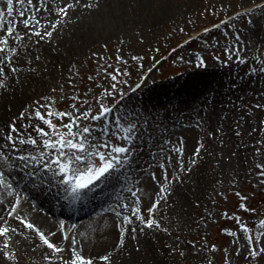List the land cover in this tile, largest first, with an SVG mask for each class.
<instances>
[{
  "label": "bare ground",
  "instance_id": "1",
  "mask_svg": "<svg viewBox=\"0 0 264 264\" xmlns=\"http://www.w3.org/2000/svg\"><path fill=\"white\" fill-rule=\"evenodd\" d=\"M65 2L73 4L74 0H55V3L47 0L53 7L62 6ZM5 4L6 0H0V6ZM88 4L92 7H85ZM14 7L16 11L11 16L5 14L0 17V23L6 27L17 26L20 34L19 40L13 38L8 43L9 48L18 49L16 53L0 52V60L5 55L12 56L4 64L5 72H0V80L5 81L0 86V127L12 121L13 117L17 118L14 122L19 126L22 122L20 111L27 113L40 101L60 75L67 74L73 59L87 51L90 42L111 38L123 43L127 38L145 40L159 23L177 16L171 0H79L71 9H65L68 15L59 16V23L54 13H44V18L54 25L53 35L37 39L35 34L26 37V26L23 25V19L31 20L36 9L27 4H14ZM21 11L27 14L26 17L18 15ZM45 27L41 25V28ZM4 31L0 29V35ZM245 33L248 41L257 44L264 36V23L249 26ZM195 34L198 33L191 36ZM60 65L59 71L57 67ZM13 68L15 72L11 71ZM117 86L120 91L116 96L104 98L111 109L106 116L126 114L133 119L130 122L107 119L106 123L115 131L116 123L121 125V129L130 124L143 128L144 122L148 121L156 130L155 135L170 140L177 149L183 147L181 153L172 152L169 146L171 155L178 158L176 163L168 166L169 175L165 177L154 167L152 170L157 171L158 182L149 180L150 170L144 163L148 157L144 155L139 157L137 167L117 170L107 182H93L94 186L78 196L66 191L65 186L37 184L34 178H29L15 185L22 198L19 214L36 223L46 234L49 230L54 232V242L62 240V231H70L78 242H84L85 252L91 253L97 264H109L99 261L98 257L103 254L110 256V264H171L172 247L164 229L186 225L194 199L199 198L205 187L216 183L219 177L232 175L235 169L233 161L245 165L257 158L254 143L246 139L241 141L240 124L243 122L232 118V109L237 108L240 90L244 92L252 86L264 88V74L234 78L223 66L212 64L195 67L162 83L134 76L129 82H121ZM90 104L95 107V101ZM78 106L81 110L88 107L83 103ZM246 119L250 123L251 119ZM142 140H147L145 132L140 133L139 139L134 138L133 143ZM200 145H203L202 149ZM179 158H182L184 168L180 167ZM8 171L15 180H19L18 170ZM211 173L214 174L212 178ZM161 183L166 191L160 190ZM129 189L140 190L138 206L145 219L149 217L146 209L151 206L150 200L161 201L151 214L160 222V227H147L134 220L132 227L139 230L129 231L125 244L114 250L120 231V219L116 214L120 211L118 205L134 202ZM0 197L13 199L3 192L2 187ZM4 207L7 208L6 203ZM123 214L135 215L129 210H124ZM0 216L10 225L23 227L20 221L7 217L4 212H0ZM10 235L18 259L7 264H48L44 257L50 250L31 230L24 228L23 234L15 232ZM3 239L4 235L0 234V249ZM240 246L243 243H237V247ZM64 256L69 257L70 252L65 251ZM0 264L5 262L0 260Z\"/></svg>",
  "mask_w": 264,
  "mask_h": 264
},
{
  "label": "rangeland",
  "instance_id": "2",
  "mask_svg": "<svg viewBox=\"0 0 264 264\" xmlns=\"http://www.w3.org/2000/svg\"><path fill=\"white\" fill-rule=\"evenodd\" d=\"M171 2L177 16L159 23L145 40L127 38L123 43L117 38H111L90 42L87 51L78 59H73L67 74L60 75L54 86L45 91L40 102L46 103L48 97L56 96L54 109H67L72 103L74 90L81 97L87 96L89 103L93 102L92 95L99 97L102 89L110 87L112 83L111 76L104 75L106 66L109 73L122 69L116 73L117 85L129 82L134 76L162 83L195 67L212 64L223 66L234 78L264 74V36L262 41L252 44L245 33L249 26L264 23V7L253 8L250 14L242 11L252 8L253 4L260 5V0ZM179 20L181 22H177ZM194 33L198 34L191 36ZM237 56L241 59H236ZM197 57H202L203 63H198ZM60 68L61 65L57 70L60 71ZM90 77L94 79H89ZM69 81L73 83L70 84ZM262 87L252 86L244 92L240 90L237 108L232 109V118L243 122L240 124V135L243 137L241 141L246 139L254 143L256 160L246 162L245 165H238L233 161L235 169L232 175L219 177L216 183L205 187L199 198L194 199L189 207L191 215L188 214V226L178 225L164 231L172 247L171 264H207L209 261L212 264H224L229 256L231 264H264V253L259 252V248L264 245L257 242L254 246L258 254L251 256L252 246L246 247L243 239L245 233L238 226L242 221L249 225L252 235L257 230L264 232L258 224V220L264 218V167H261L264 165ZM59 96H64L65 99L60 100ZM79 104L82 103L78 102ZM94 110H98L96 103ZM225 111L228 112L227 109ZM116 117L125 122L133 119L131 115L111 114L104 118V122ZM247 117L251 119L250 123L247 122ZM54 122L60 123L59 119ZM213 176L211 173V178ZM241 202H246L248 209H241ZM237 243H243V246L238 248ZM213 244L217 245L216 249L211 247ZM237 249L241 251L237 252Z\"/></svg>",
  "mask_w": 264,
  "mask_h": 264
},
{
  "label": "snow or ice",
  "instance_id": "3",
  "mask_svg": "<svg viewBox=\"0 0 264 264\" xmlns=\"http://www.w3.org/2000/svg\"><path fill=\"white\" fill-rule=\"evenodd\" d=\"M55 3V0H53ZM79 0H74L73 4L64 3L62 6L53 7L47 3V0H6L4 6H0V17L7 14L11 16L15 11V5H32L33 11L32 19H23V25L26 26L24 35L35 34L37 39L50 38L53 35L51 25L43 16L44 13L55 14L57 23H59V16L67 17L68 13L65 9H71ZM38 5V6H37ZM85 7L91 8L88 4ZM264 7V0H260V5L253 4L252 8ZM32 11V9H30ZM242 11L251 13L252 9H243ZM240 13H233L239 15ZM20 17H26V13L21 11L18 13ZM32 27H27L29 25ZM45 25V28H41ZM0 29L5 30L3 35H0V52L7 51L14 54L18 51L16 47H8L11 39L19 40L20 34L17 26H5L0 23ZM207 31V29H204ZM12 59L11 55H5L3 60H0V72H5L4 64ZM122 59V58H121ZM135 59V57H133ZM240 60L241 57L237 56ZM198 63H203L202 57H197ZM227 63V61H225ZM15 72L16 69H11ZM122 69H116L109 73L107 66L104 69V75L111 76L110 87H104L99 97L92 95V100L98 106V110H94L92 104L89 103L87 96L81 97L78 91L74 90L71 96L72 103L67 109H54L53 104L57 100L56 96L47 98L48 102L41 103L37 101L32 108L26 113L20 111L19 117L22 122L17 126L14 121L8 122L4 127H0V187L7 196L13 197L8 200L6 197H0V212H4L7 217H13L21 222L23 227L10 225L8 220L0 216L3 223L0 224V234L4 235L2 242V249H0V260L5 264L7 262H16L18 257L16 250L12 248V240L10 233L20 232L23 234V229L31 230L34 236H38L39 240L49 249V253L44 257L48 264H97L96 259L91 253L85 252V244L83 241L78 242L75 235L70 231H62V240L54 242L52 237L55 233L49 230L47 234L36 223L19 214V205L22 198L19 195L15 185L24 183L29 178H34L37 184H50L52 186H65V190L71 192L74 196L81 194L83 190L94 186L93 182H107L109 176L117 170H125L130 167L138 166V159L140 156L146 155L148 160L146 164L149 171V180L158 182V173L152 170L154 167L161 170L162 174L167 177L168 166L177 162V157L171 155L169 146L172 152H183V147L177 149L172 145L170 140H164L162 136L155 135L153 129L148 121L144 122L143 128L135 124H130L128 127L121 129L119 123L115 124V131H112V125L104 122V117L111 110L110 106L104 102V98L108 96H116L118 89V77L116 73ZM89 79H94L90 77ZM69 83H73L69 81ZM127 83V81H124ZM5 81L0 80V86L4 85ZM64 100V96L58 97ZM79 103L88 105L81 110ZM46 110V111H45ZM67 117V120H65ZM59 119L60 123L54 122ZM120 117H116L119 120ZM99 121V123H91ZM166 131V130H165ZM147 134V140H142L139 143H133L134 138L139 139L140 133ZM123 133V135H122ZM163 145V146H162ZM203 145L199 148L202 149ZM147 148V151H145ZM199 151V149H197ZM151 161V162H149ZM195 163V161H192ZM180 167L184 168L182 158H179ZM264 167V165H261ZM8 170H18L17 176L19 180H15ZM264 175V173H262ZM147 187V185H146ZM160 190L166 191L164 185L160 184ZM134 202L132 204L121 203L118 205L120 209L117 216L120 219V231L118 233V242L114 245V250L125 244V236L129 231H137L138 228H133V221L143 224L147 227H160L158 222L151 214L156 209L160 200L151 201V206L146 209L149 217L144 218L140 214V207L138 202L140 196L139 189H129ZM239 195V194H238ZM7 204V208L4 204ZM241 209H248L246 202L239 204ZM124 210H129L135 213L134 216L123 214ZM252 212L256 209H249ZM116 211V210H113ZM235 215V214H233ZM239 221L240 218L236 217ZM260 229H264V218L258 220ZM61 229H63V221L60 222ZM125 225H128L126 228ZM239 228L245 233L243 239L246 247L252 246L250 255L256 256L258 254L254 245L257 242L264 245V232L257 230L255 235L250 232L249 225L244 222H239ZM167 231V229H164ZM69 242V243H65ZM213 249L217 245H211ZM69 251L70 256L65 257L64 252ZM237 252L241 249H237ZM259 252L264 253V247L259 248ZM99 261L109 262L110 256L103 254L98 257ZM207 264H212L211 261ZM224 264H231L230 256L225 259Z\"/></svg>",
  "mask_w": 264,
  "mask_h": 264
}]
</instances>
